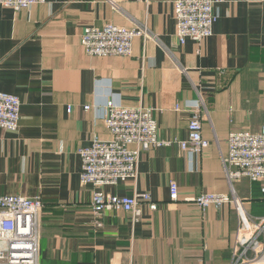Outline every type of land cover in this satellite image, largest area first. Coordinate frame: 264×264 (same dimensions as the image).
I'll return each instance as SVG.
<instances>
[{
    "label": "crops",
    "instance_id": "1",
    "mask_svg": "<svg viewBox=\"0 0 264 264\" xmlns=\"http://www.w3.org/2000/svg\"><path fill=\"white\" fill-rule=\"evenodd\" d=\"M215 12L211 36L180 43L173 0L0 5V91L21 102L18 129L0 128V196L41 197L39 264H231L234 205L203 212L192 199L235 195L249 218L264 216L260 183L229 181L223 163L229 132L264 128V0H221ZM108 24L144 25L151 37H135L129 56L86 54L83 29ZM107 100L152 108L159 138L170 141L140 152L135 178L102 188L151 196L158 208H143L134 223L124 211L95 219L93 187L80 180L78 149L111 138L102 120ZM192 100L202 103L209 142L198 155L175 142L187 136L184 105Z\"/></svg>",
    "mask_w": 264,
    "mask_h": 264
},
{
    "label": "built area",
    "instance_id": "2",
    "mask_svg": "<svg viewBox=\"0 0 264 264\" xmlns=\"http://www.w3.org/2000/svg\"><path fill=\"white\" fill-rule=\"evenodd\" d=\"M221 0H173L175 35L180 43L186 39L200 43L212 35L217 20L215 6ZM45 0H0V5L18 11ZM135 37H151L144 25L127 28L115 24L103 27H85L80 44L90 56H129ZM20 99L0 91V128L16 131L19 127ZM85 106V109H88ZM175 104V109H180ZM184 109L189 112L187 136L175 140L179 147L190 154H200L209 144L202 135V103L187 101ZM102 120L111 134L109 140L93 137L91 144L78 149L82 166L80 180L93 187L90 212L99 218L103 211L128 212L134 223L142 216L143 208L156 210L158 204L147 192H134L119 196L103 191L105 185L135 178L140 152L167 145L169 140L158 136L157 122L150 107H131L107 100L102 106ZM229 181L247 178L260 183L264 200V128L259 132L234 130L227 136V154L223 158ZM169 198L178 199V186L169 182ZM201 211L224 204L234 205L238 227L231 264H264V216L249 218L242 203L225 193L201 192L192 199ZM40 196L5 194L0 196V264H39V214Z\"/></svg>",
    "mask_w": 264,
    "mask_h": 264
}]
</instances>
